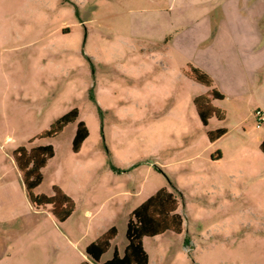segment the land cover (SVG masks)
<instances>
[{
	"label": "rangeland",
	"instance_id": "obj_1",
	"mask_svg": "<svg viewBox=\"0 0 264 264\" xmlns=\"http://www.w3.org/2000/svg\"><path fill=\"white\" fill-rule=\"evenodd\" d=\"M223 1L0 0V264L92 263L88 246L115 226L105 262L163 188L179 200L184 232L145 238L150 264H264L257 104L216 101L227 120L205 127L194 99L207 89L186 74L241 58L226 45ZM75 108L77 122L37 138ZM81 121L89 137L76 153ZM219 128L227 133L212 143ZM44 145L55 156L35 194L58 186L74 200L63 223L32 204L13 157Z\"/></svg>",
	"mask_w": 264,
	"mask_h": 264
},
{
	"label": "trees",
	"instance_id": "obj_2",
	"mask_svg": "<svg viewBox=\"0 0 264 264\" xmlns=\"http://www.w3.org/2000/svg\"><path fill=\"white\" fill-rule=\"evenodd\" d=\"M186 74L191 80L207 89L206 93L194 99V105L202 124L207 127L214 118L225 122L227 120L226 112L214 104L216 101H223L225 96L215 87L214 79L208 73L195 67H191ZM79 116V110L73 109L37 138L50 140L57 137L67 126L77 122ZM226 133L225 128H219L209 131L208 134L210 141L214 143ZM88 137L89 130L86 124L83 121L79 122L73 144L76 153L81 151L82 145ZM34 141L35 139H32L30 143ZM260 149L264 154V141L261 143ZM54 156L55 150L52 145L32 148L23 146L13 153L14 161L21 173L32 204L38 208H49L55 219L63 223L72 216L76 209L74 200L58 186H54V195L52 196L35 194L36 189L44 180L42 170ZM178 210L179 200L174 193L165 188L157 191L131 214L126 233L128 244L123 254H120L118 248H115L114 255L110 260L101 261L103 256L113 248V243L118 236V229L113 226L88 246L87 256L92 263L85 262L83 264H150V256L144 246L145 238H156L168 232L181 235L184 232V218Z\"/></svg>",
	"mask_w": 264,
	"mask_h": 264
},
{
	"label": "crops",
	"instance_id": "obj_3",
	"mask_svg": "<svg viewBox=\"0 0 264 264\" xmlns=\"http://www.w3.org/2000/svg\"><path fill=\"white\" fill-rule=\"evenodd\" d=\"M219 7L224 9L219 22L227 23L229 30L231 42L226 45H229L228 49L241 48V58H231L225 66H213L214 71L220 72L219 76L214 71H208V74L225 98L232 97L238 102L252 98L257 110L264 112V0H225L215 9ZM241 13L245 17L243 24L241 15L238 16ZM237 26L239 30L233 31ZM261 127L264 129V122ZM260 140L262 143L264 137Z\"/></svg>",
	"mask_w": 264,
	"mask_h": 264
},
{
	"label": "built area",
	"instance_id": "obj_4",
	"mask_svg": "<svg viewBox=\"0 0 264 264\" xmlns=\"http://www.w3.org/2000/svg\"><path fill=\"white\" fill-rule=\"evenodd\" d=\"M256 116L258 118V126L261 127L264 122V112L259 110L256 112Z\"/></svg>",
	"mask_w": 264,
	"mask_h": 264
}]
</instances>
